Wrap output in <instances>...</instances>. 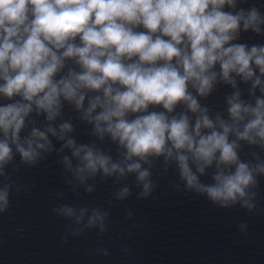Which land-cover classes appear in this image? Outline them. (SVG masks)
Wrapping results in <instances>:
<instances>
[{
  "label": "clouds",
  "instance_id": "1",
  "mask_svg": "<svg viewBox=\"0 0 264 264\" xmlns=\"http://www.w3.org/2000/svg\"><path fill=\"white\" fill-rule=\"evenodd\" d=\"M247 2L0 0V177L56 151L51 137L63 142L59 152L71 151L75 166L62 162L81 183L101 172L136 174L147 195L162 159L187 190L254 210L264 159L240 153L241 142L264 151V44L241 37L264 36V5ZM222 85L232 89L222 111L201 103ZM66 108L116 145L115 159L68 136ZM210 169L212 183L202 182ZM10 189L0 186V213ZM56 211L76 216L66 205ZM100 218L94 211L88 225Z\"/></svg>",
  "mask_w": 264,
  "mask_h": 264
}]
</instances>
